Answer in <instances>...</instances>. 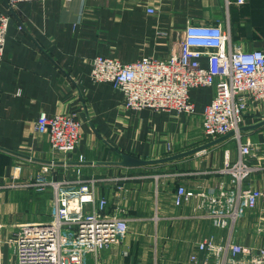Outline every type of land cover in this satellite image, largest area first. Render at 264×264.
Here are the masks:
<instances>
[{
	"label": "crops",
	"instance_id": "0c3cea01",
	"mask_svg": "<svg viewBox=\"0 0 264 264\" xmlns=\"http://www.w3.org/2000/svg\"><path fill=\"white\" fill-rule=\"evenodd\" d=\"M0 12L9 16L0 59V264L14 263L11 241L20 227L52 217L54 191L29 186L47 166L55 181L73 180L77 173L96 179L108 210L118 196L128 232L101 252L102 264H193L191 255L204 257L199 242L211 237L224 243L227 230L196 217L195 200L176 206L174 195L180 186L232 187L222 172L226 156L231 162L239 156L231 136L173 161L118 164L121 154L156 160L209 143L201 122L213 90L190 91L192 114L129 110L120 90L91 79V60L166 59L188 24L220 25L229 32L230 47L264 51V0L230 4L227 11L223 0H46L20 3L14 13L0 0ZM40 113L72 115L80 122L72 154L56 153L48 137L35 131ZM262 120L248 117L244 127ZM241 134L254 145L247 158L254 170L243 187L264 193V125ZM233 241L254 251L264 248V199L237 221Z\"/></svg>",
	"mask_w": 264,
	"mask_h": 264
},
{
	"label": "built area",
	"instance_id": "2783aa9c",
	"mask_svg": "<svg viewBox=\"0 0 264 264\" xmlns=\"http://www.w3.org/2000/svg\"><path fill=\"white\" fill-rule=\"evenodd\" d=\"M46 0H6L9 13L23 2ZM70 1V0H65ZM247 0H223L243 6ZM148 13H154L152 8ZM9 16L0 12V59L7 37ZM206 65H202V60ZM91 79L108 82L123 94V105L129 110L149 109L192 114V89L210 88L213 97L206 106L201 122L204 139L212 141L231 133L237 142L239 156L231 162L226 156L222 172L231 178L232 187L223 184L214 191L178 187L174 204L180 206L195 200L196 217L208 219L218 229L227 230V240L216 242L205 238L197 244L204 254L190 256L193 264H264V248L252 250L233 241L237 221L252 212L264 193L243 187L254 168L248 157L253 143L242 137L248 117L264 119V51H243L230 47L229 32L220 25L193 26L182 31L174 51L166 59L144 57L132 63L95 57L91 60ZM34 129L46 135L51 148L70 155L80 141V122L72 115L47 116L40 113ZM51 168L43 167L29 186L37 191L50 187L54 191L53 214L49 221L25 224L12 239L13 264H85L89 256L102 264L104 249L120 244L128 232L118 196L108 210V200L97 193L94 178L55 181ZM17 179L19 167L14 170Z\"/></svg>",
	"mask_w": 264,
	"mask_h": 264
},
{
	"label": "water",
	"instance_id": "95a60500",
	"mask_svg": "<svg viewBox=\"0 0 264 264\" xmlns=\"http://www.w3.org/2000/svg\"><path fill=\"white\" fill-rule=\"evenodd\" d=\"M263 125H264V119L262 121L256 123V124H254V125L242 127V130L254 129V128H258V127L263 126ZM230 136H231V133L226 135V136L217 138L213 141H210L209 143H206L205 145L200 146L198 148L191 149V150L183 152V153H179L176 155H172V156H168V157H164V158L156 159V160L139 159V158H135V157H132L130 155H127V154H121L120 155V161L118 162V164L120 166H124V167H138V166H146V165H152V164H158V163L173 161V160L188 156L190 154H193L195 152H198L200 150L206 149L208 147H211L212 145L219 143L220 141H223L224 139H226Z\"/></svg>",
	"mask_w": 264,
	"mask_h": 264
},
{
	"label": "rangeland",
	"instance_id": "374dc122",
	"mask_svg": "<svg viewBox=\"0 0 264 264\" xmlns=\"http://www.w3.org/2000/svg\"><path fill=\"white\" fill-rule=\"evenodd\" d=\"M82 178V177H81ZM83 179V178H82ZM89 179H91V178H89ZM64 179H62V180H59L58 182H60V181H63ZM84 180H86V179H84ZM85 264H94L93 263V260L88 256L87 258H86V262H85Z\"/></svg>",
	"mask_w": 264,
	"mask_h": 264
}]
</instances>
